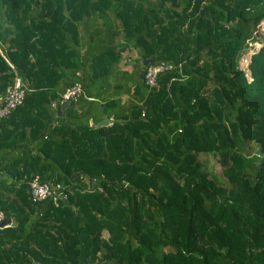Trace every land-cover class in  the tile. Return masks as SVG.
Returning a JSON list of instances; mask_svg holds the SVG:
<instances>
[{
  "label": "trees",
  "instance_id": "16d2710c",
  "mask_svg": "<svg viewBox=\"0 0 264 264\" xmlns=\"http://www.w3.org/2000/svg\"><path fill=\"white\" fill-rule=\"evenodd\" d=\"M261 22L264 0H0V92L24 88L0 118V264H264ZM151 56L174 66L147 88ZM74 81L100 102L57 113ZM33 173L71 192L33 204Z\"/></svg>",
  "mask_w": 264,
  "mask_h": 264
},
{
  "label": "built area",
  "instance_id": "2783aa9c",
  "mask_svg": "<svg viewBox=\"0 0 264 264\" xmlns=\"http://www.w3.org/2000/svg\"><path fill=\"white\" fill-rule=\"evenodd\" d=\"M174 65L171 62L157 61L155 63L147 64L143 68V82L147 88L157 86V74L162 71L172 69ZM176 69L180 77H184L180 71V64L177 63ZM24 96V88L18 76H15L13 83L10 84L4 92H0V118L7 115V113L16 105L22 102ZM80 97L88 100H100L97 97L86 95L82 89L80 82L74 81L66 86L60 93L58 102H50V105H57L63 102L76 101ZM143 114V113H141ZM106 125L112 124L111 117H108L105 122ZM27 189L31 200L39 201L43 199H50L54 204H57L59 199L65 200L67 194L71 192L69 188L63 187L59 183L50 184L40 178L38 173H33L27 180ZM4 220L3 211L0 209V222ZM2 227V226H1Z\"/></svg>",
  "mask_w": 264,
  "mask_h": 264
},
{
  "label": "rangeland",
  "instance_id": "374dc122",
  "mask_svg": "<svg viewBox=\"0 0 264 264\" xmlns=\"http://www.w3.org/2000/svg\"><path fill=\"white\" fill-rule=\"evenodd\" d=\"M261 30L264 32V22H261ZM254 46H258V43H254ZM125 54L129 56V59H122L120 60V63H119V67L120 68H123V69H126V70H130L131 69V65H132V61H133V57H134V52L131 51V49L129 48H126V51L124 50ZM246 55H244L245 57ZM240 64L241 66L244 67V59L242 58L240 60ZM123 98V97H122ZM98 119H101L103 117V119L106 118V116H102V115H97ZM247 151V156H246V162L248 163L247 164V168L250 170V172H253L257 166H258V163L260 161V159L264 156L263 153H261L259 150H258V146L255 144V143H252L251 146L246 150ZM200 159H206V164L205 166L207 167V169L210 171V172H213L214 174H216L219 178H223L221 176V170H220V165L218 164L216 158L212 155H208L207 153H200L199 156H198ZM2 178H5V177H2ZM10 181V178H5L4 180H2V182L0 181V185H3L4 183ZM1 188V186H0ZM103 234L104 236L106 235V233H104L103 231Z\"/></svg>",
  "mask_w": 264,
  "mask_h": 264
},
{
  "label": "water",
  "instance_id": "95a60500",
  "mask_svg": "<svg viewBox=\"0 0 264 264\" xmlns=\"http://www.w3.org/2000/svg\"><path fill=\"white\" fill-rule=\"evenodd\" d=\"M153 59H154L153 56L148 57V58H143V60H142V64L145 65V64H147L149 61H152ZM138 77L141 79V81H143V69H142V68H139V69H138ZM66 105H68V102H63V103H61V104H57V105H56L57 113H60V111H61ZM1 175L4 176V174H1V173H0V176H1ZM31 202H32L33 204L35 203L33 200H31ZM35 209H37L36 206H35ZM10 222H11L10 217H6V218H4V220H2V222H0V227H1V226H6V225H8V224H10Z\"/></svg>",
  "mask_w": 264,
  "mask_h": 264
},
{
  "label": "crops",
  "instance_id": "0c3cea01",
  "mask_svg": "<svg viewBox=\"0 0 264 264\" xmlns=\"http://www.w3.org/2000/svg\"><path fill=\"white\" fill-rule=\"evenodd\" d=\"M125 51H126V49H125ZM131 51H132V50H131ZM18 152H19V151H16V150L14 149L13 151L9 152V154L11 155L12 153H18ZM1 153H2V152H1ZM10 155H9V156H10ZM0 173L3 174L1 171H0ZM2 177H5V174H4V176H2V175L0 176V178H2Z\"/></svg>",
  "mask_w": 264,
  "mask_h": 264
}]
</instances>
